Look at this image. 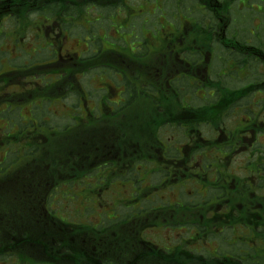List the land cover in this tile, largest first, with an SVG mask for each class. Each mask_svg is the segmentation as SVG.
Returning a JSON list of instances; mask_svg holds the SVG:
<instances>
[{"label":"flooded vegetation","instance_id":"1","mask_svg":"<svg viewBox=\"0 0 264 264\" xmlns=\"http://www.w3.org/2000/svg\"><path fill=\"white\" fill-rule=\"evenodd\" d=\"M163 9L172 29L156 40ZM94 24L115 26L114 39L127 29L124 46L90 50ZM89 52L94 71L121 80L101 76L102 112L143 102L167 121L155 158L134 166L149 184L21 200L0 178V264H264V0H0V167L46 133L52 72ZM80 98L90 113L92 96ZM21 202L34 239L11 250L4 234L19 231Z\"/></svg>","mask_w":264,"mask_h":264},{"label":"trees","instance_id":"2","mask_svg":"<svg viewBox=\"0 0 264 264\" xmlns=\"http://www.w3.org/2000/svg\"><path fill=\"white\" fill-rule=\"evenodd\" d=\"M89 61L92 62V58L85 60L86 63ZM78 65L52 85L53 96H63L71 90L70 88L77 86L75 73L79 70ZM143 97L147 95L144 94ZM123 108L117 114L121 113ZM152 108V106L143 105L141 110L148 111L145 115L138 114L140 110L131 114H120L115 118L92 117L95 120L92 126L71 135L65 133V128L53 130L42 141H39L37 137L34 145L35 156L33 155L31 160L17 170L2 177L4 195L16 194L21 200H28L32 194L45 196L59 183L75 177L80 178L93 166L111 160L114 155L123 150V147H127L128 150L121 152V155L128 156V162L133 163L147 156L152 157L154 153L151 149L156 150V145L160 143L158 132L167 123L163 117L157 119L153 113L158 112L151 110ZM145 146L148 148L145 149ZM40 182L45 185L41 187ZM16 206L19 212L20 229L17 233L4 234V241H6L4 247L8 246L12 248L11 250L23 243H31L34 239L33 231H35L30 224L32 219L29 212L30 206H24L22 202L20 206L16 203ZM11 222L15 221L11 220ZM40 230L36 231L38 244L45 240V234L40 233ZM12 236L17 237V245L13 243V240H6Z\"/></svg>","mask_w":264,"mask_h":264},{"label":"rangeland","instance_id":"3","mask_svg":"<svg viewBox=\"0 0 264 264\" xmlns=\"http://www.w3.org/2000/svg\"><path fill=\"white\" fill-rule=\"evenodd\" d=\"M159 16L160 20L158 23L154 20L152 23L150 29L153 34V37L158 40V39H163L165 38V35L169 33L172 29V14L168 12L167 9H163L159 11ZM115 26L108 25V26H99L97 24L92 25V29H94L95 32L94 35L92 36L91 34L88 35L87 38L84 39L85 44H95V47H98L99 45L97 42L100 43V46H103L104 48L106 47H112L114 44H117L118 48L123 45L122 41L123 36L127 33V29L124 27L117 28L118 32L120 35L117 38H113L112 32L115 30ZM137 44L134 42H130L129 44H126V49H133L134 46ZM70 43H66V46H69ZM106 79L108 81H112V77L106 75ZM83 82L86 84V90L88 89L89 92L94 93L92 98L87 99L88 105L90 108H95V99H96V94L100 93V91H96L97 89H100L98 86V80L97 78L91 79V76L87 75L81 78ZM91 95V94H90ZM140 109L143 107V102H140ZM76 106L78 107L77 109L80 110V108L83 107V112H84V101L79 102L77 97L75 95H71L67 98H64L63 100L59 101H53L51 102L50 105V120H51V125H45L38 127L37 124L26 125L25 128L29 127L30 129H38L40 128L44 132H48L49 128H56L61 127L59 129H64V127L67 126V123H71L69 126L66 127L65 133L71 135L72 133H77L80 130H85L88 129L90 126H92L95 122V120L91 116H85L83 112H81V116H79ZM53 125V126H52ZM55 126V127H54ZM26 154L24 155L21 154V158L19 159L20 162L26 159ZM14 158V161H18V156L13 155L12 153L8 154L9 161H11ZM20 163H18L17 167L19 166ZM14 165V164H13ZM12 166V165H11ZM108 167V168H107ZM114 167V168H113ZM10 170L13 169H5L4 166L0 167V175L2 176L3 174L9 172ZM141 170V169H140ZM118 171V166L117 165H108L103 168H100L96 171L91 172L86 176V178L82 179L80 182L77 181V183H64L61 186L57 188V190L54 192L53 196H56L59 199H62L63 196H69L72 194H82V193H89V194H97V193H104V194H109V193H131L132 192V187L129 184V181H125L123 179L129 180L134 179V176L136 172H132L127 174L125 177L123 175H119L116 178V181L113 182L114 176H112L113 173ZM123 174V173H120ZM147 173H145L146 175ZM144 176L139 177V180L137 183L134 184L135 188H138L141 185V178ZM103 180V181H102ZM133 181H131L132 183ZM100 183V184H99ZM113 183V184H112ZM151 183V182H150ZM89 184H92L93 186L90 187ZM105 186H111L110 187H105L101 189V187ZM138 184V185H137ZM89 189H92V191L88 192ZM86 191V192H85ZM53 200V197H52Z\"/></svg>","mask_w":264,"mask_h":264}]
</instances>
